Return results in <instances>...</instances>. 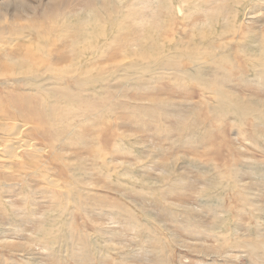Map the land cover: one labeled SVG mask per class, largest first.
<instances>
[{
	"label": "rangeland",
	"instance_id": "rangeland-1",
	"mask_svg": "<svg viewBox=\"0 0 264 264\" xmlns=\"http://www.w3.org/2000/svg\"><path fill=\"white\" fill-rule=\"evenodd\" d=\"M102 1L0 0V264H264V0Z\"/></svg>",
	"mask_w": 264,
	"mask_h": 264
},
{
	"label": "bare ground",
	"instance_id": "bare-ground-1",
	"mask_svg": "<svg viewBox=\"0 0 264 264\" xmlns=\"http://www.w3.org/2000/svg\"><path fill=\"white\" fill-rule=\"evenodd\" d=\"M63 1V0H62ZM83 1V0H82ZM85 1V0H84ZM88 1L90 2V3H88ZM96 0H87V4H85L87 7H88V11H87V13H89L90 15L86 18L85 17V19L84 18H80L78 15L79 14H74V13H72V12H69V13H71V15H72V17L70 18V16L71 15H69V14H66V15H68L66 18L69 20V23H73V21L72 20H74L78 25H74L75 26V28H77V27H82V28H84L85 26H89V25H95V24H98V23H96L98 20H99V18H101L100 17V13H99V11H98V9L95 7V5H96V2H95ZM150 1V3L148 4L153 10H157V9H159V10H161L160 9V5L162 4V6H163V4H165V5H167V7H168V9L169 8H171L172 9V4L170 3L171 1H173V0H167L168 2H166L165 0H149ZM66 2H67V4L68 3H73V4H75L76 2H78V0H66ZM79 2H80V0H79ZM95 2V3H94ZM102 2H104L103 4H102V8H103V11H104V9H106L107 7H110V10H111V12H110V14L108 15L107 14V19H105V20H107V23L109 24V25H111V26H113V25H116L115 23H116V21H117V19H115L114 17H113V13L114 12H116V11H118V6L114 3V0H104V1H102ZM122 2H123V0H122ZM84 3V2H83ZM86 3V2H85ZM93 3L95 4L94 5V7H93ZM73 4H71V5H73ZM216 4V3H215ZM218 4V3H217ZM70 5V6H71ZM90 5H91V7H90ZM120 5V4H119ZM134 5V4H133ZM131 6V7H133V9L130 11V12H128V14H122L121 15V11H120V13L118 14V15H121V19H122V22H127L128 20H131L134 24H135V22L136 21H138V20H140L141 21V18H142V16L141 15H143V13L144 12H146L145 10H144V6H142V8H141V4L140 3H138V4H135L134 6ZM214 5V4H213ZM219 5V4H218ZM121 6V5H120ZM119 6V7H120ZM212 6V5H211ZM85 7V6H84ZM90 7V8H89ZM122 7H123V5H122ZM136 7V8H135ZM164 7V6H163ZM219 7H220V5H219ZM218 7V8H219ZM73 8H74V6H73ZM129 8V7H128ZM135 8V9H134ZM151 8H149V9H151ZM215 8V7H214ZM213 8V9H214ZM32 9V8H31ZM64 9V8H63ZM84 9V8H83ZM123 9V8H122ZM221 9V8H220ZM127 10V9H126ZM143 10H144V12H143ZM179 10V9H178ZM216 10V9H215ZM223 10V9H222ZM79 11H81V10H79ZM78 11V12H79ZM85 11V10H84ZM139 11V12H138ZM164 11V10H163ZM47 12V11H46ZM119 12V11H118ZM153 12V11H152ZM179 12V11H178ZM214 12V11H213ZM63 13V12H62ZM80 13H82V12H80ZM151 13V12H150ZM153 13H155V12H153ZM157 13V12H156ZM85 14H86V12H85ZM213 14V13H212ZM215 14V13H214ZM213 14V15H214ZM51 15L52 14H49L48 12L47 13H45L44 15H43V17H46V18H51ZM54 15H56L55 14V12H54ZM87 15V14H86ZM117 15V14H116ZM158 15V14H157ZM156 15V16H157ZM221 15V14H220ZM85 16V15H84ZM153 16H155V14L153 15ZM217 16V15H216ZM218 16H219V14H218ZM152 17V16H151ZM221 17V16H220ZM105 18V17H104ZM117 18V17H116ZM211 18V17H210ZM145 19V18H144ZM101 20H102V18H101ZM120 20V19H119ZM99 22H100V20H99ZM119 22V21H118ZM157 23V22H156ZM153 24V23H152ZM100 26V25H99ZM122 26H123V24H122ZM122 26H118L121 30L123 29V27ZM88 27H86V29H87ZM99 28V27H98ZM125 28V27H124ZM148 28H151V25L148 27ZM79 29H81V28H79ZM86 29H84L85 30V32H83V33H81L80 35H78L76 38H79L80 40H82V39H86L87 37H89L90 36V33H89V31H88V29L86 30ZM100 29H101V27H100ZM104 29H106V28H104ZM136 29V28H135ZM77 30V29H76ZM103 30V29H102ZM108 30V29H107ZM138 30V29H137ZM79 31V30H78ZM82 31V30H81ZM96 31V30H95ZM94 31V32H95ZM98 31H99V29H98ZM130 31V30H129ZM135 31V30H134ZM91 32V31H90ZM104 32H106V31H104ZM103 31H102V33H104ZM136 32V31H135ZM101 33V32H100ZM112 33V32H111ZM136 33H139V32H136ZM151 33H152V29H149L148 30V32H147V38H149L150 36H151ZM95 35V34H94ZM139 35V34H138ZM74 36V35H73ZM72 36V37H73ZM107 36V35H106ZM122 36V35H121ZM97 37V36H96ZM91 38V37H90ZM110 38V37H109ZM141 38H142V36H141ZM25 39V38H24ZM69 39V38H68ZM73 39V38H72ZM117 39V38H116ZM143 39V38H142ZM91 40V39H90ZM144 40V39H143ZM150 40V39H149ZM137 41V40H136ZM82 42V41H81ZM144 43V42H143ZM143 45V44H142ZM140 49V48H139ZM190 49H192V48H190ZM197 51V50H196ZM146 52V51H145ZM152 52V51H151ZM151 52H150V54H151ZM193 52H194V50H193ZM147 53V52H146ZM262 57V56H261ZM34 77V76H33ZM41 78V77H40ZM34 80V79H33ZM75 80V79H74ZM88 81V80H87ZM90 81H92V80H90ZM137 81H138V78H137ZM130 82V81H129ZM131 82H132V79H131ZM134 82V81H133ZM131 85L132 84H134V83H130ZM129 84V85H130ZM94 94L96 93V91L94 90V92H93ZM93 94V95H94ZM75 98V97H74ZM255 104V103H254ZM257 104V103H256ZM165 109V108H164ZM251 110V108L250 107H248V108H243V113H246V112H248V111H250ZM167 111V110H166ZM144 112V111H143ZM165 112V111H164ZM182 112V111H181ZM143 114V113H142ZM145 114V113H144ZM165 114H166V112H165ZM145 116H146V114H145ZM148 116V115H147ZM149 117H150V115H149ZM151 118H153V117H151ZM143 119H145V118H143ZM207 119V118H206ZM152 120V119H151ZM208 120V119H207ZM120 123V122H119ZM120 134V133H119ZM127 138V137H126ZM19 145V148H27L28 146L26 145V144H24L22 141L21 142H19L18 143ZM199 169H200V166H199ZM255 170V169H254ZM205 171V170H204ZM166 175V174H165ZM164 175V176H165ZM147 183V182H146ZM217 188V187H216ZM215 188V189H216ZM214 189V190H215ZM207 195V197H209L210 196V194H206ZM212 196V195H211ZM214 196V195H213ZM220 196V195H219ZM215 197V196H214ZM210 200H214V201H217V200H215L213 197H210L209 198ZM14 200V199H13ZM209 200V201H210ZM211 202V201H210ZM213 203H215V202H213ZM216 204H218L217 202H216ZM122 211V210H121ZM48 212V211H47ZM121 214H122V212H121ZM51 216V215H50ZM38 220V219H37ZM49 220V219H48ZM6 221V220H5ZM44 221V220H43ZM128 221V220H127ZM131 222V221H130ZM47 223H49V222H47ZM40 224V223H39ZM39 224H37V226L39 225ZM57 224V223H56ZM34 227H36L35 225H33ZM106 226V225H105ZM122 226V225H121ZM220 226V225H219ZM28 227V226H27ZM49 228H50V226H46V228L44 229V231L43 230H41L42 231V234H41V236L43 237V236H47L48 235V230H49ZM43 229V228H42ZM190 229V228H189ZM220 228L218 227V226H216V231H218ZM214 230V229H213ZM27 231V230H26ZM104 232H105V230H104ZM186 232V231H185ZM57 233V232H56ZM101 233V232H100ZM219 234V233H218ZM221 234V233H220ZM219 234V235H220ZM209 235V234H208ZM212 235V234H211ZM214 237V236H213ZM218 239V238H217ZM121 240V239H120ZM156 243V242H155ZM26 246V245H25ZM150 246V245H149ZM151 247H153L152 245H151ZM150 247V248H151ZM155 248H156V246H154ZM153 247V248H154ZM211 247V246H210ZM140 249H142V248H140ZM84 250V249H83ZM148 250H149V248H148ZM153 250V249H152ZM160 250V249H159ZM151 251V250H150ZM149 251V252H150ZM154 251V250H153ZM199 251V250H198ZM216 251V250H215ZM146 252V251H145ZM148 252V251H147ZM88 253V252H87ZM86 253V254H87ZM80 258V257H79Z\"/></svg>",
	"mask_w": 264,
	"mask_h": 264
}]
</instances>
